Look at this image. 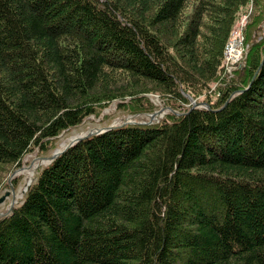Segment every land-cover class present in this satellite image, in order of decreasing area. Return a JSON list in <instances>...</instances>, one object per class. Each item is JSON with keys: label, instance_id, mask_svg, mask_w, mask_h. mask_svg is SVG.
Instances as JSON below:
<instances>
[{"label": "trees", "instance_id": "1", "mask_svg": "<svg viewBox=\"0 0 264 264\" xmlns=\"http://www.w3.org/2000/svg\"><path fill=\"white\" fill-rule=\"evenodd\" d=\"M250 4L264 16V0H0V164L113 101L180 114L41 167L0 216V264H264V36L231 72L222 58Z\"/></svg>", "mask_w": 264, "mask_h": 264}, {"label": "rangeland", "instance_id": "2", "mask_svg": "<svg viewBox=\"0 0 264 264\" xmlns=\"http://www.w3.org/2000/svg\"><path fill=\"white\" fill-rule=\"evenodd\" d=\"M192 1L195 2V0ZM250 1L251 3H253L255 0ZM261 17L263 19L262 21ZM234 26H236L235 34L233 32V30L235 29ZM202 32H204L205 34L207 33L206 30H202ZM245 34L250 37L257 36V40L261 39L264 36V16L263 14H261V12H259V10L254 9L252 4L248 5L246 12L240 14L238 18L233 22L228 40L224 45L222 58L223 64L225 66V73H228L229 69L231 68L228 62H234L233 58L235 60L237 59V61L243 60L247 55L249 43H243V36H245ZM216 89V85L213 84L211 88L206 92L210 93L209 97L211 98V100H213L217 93ZM184 96L187 98L190 107H208L206 103H203L206 100L203 95H199L195 99L190 98L186 95ZM137 101H139L140 104H150L152 113L132 111L134 110L133 108L136 105L135 103H138ZM137 101L135 102V100L131 98H126L122 102L113 101L105 106L102 110H100L97 114L86 117L79 125L62 131L51 141L52 148L48 152H40L37 149L38 147H35L33 151L27 153L22 157L18 166H12L10 164H0V216L9 212L23 199V195L28 188V186L25 187V183L29 179L28 173L34 172L33 178L30 182L31 184L33 179L35 178V175L38 173L41 167L46 166L58 154H60L63 150H65L73 143H76L88 136L102 133L109 128L127 124H144L148 122L157 123L159 120L167 118L172 113V115L174 116L180 115L179 113H177V111L171 112L170 109L164 105L161 97L155 93L142 94ZM130 104H132V106H130ZM185 107H188V105H186ZM150 116H153V118H150ZM73 136L76 137L75 139H73L74 141L72 140ZM56 150H59L57 151L56 156L53 159L49 160V158L54 155ZM20 171L22 173H19ZM20 190H24L22 196H19ZM14 195L16 198L14 197Z\"/></svg>", "mask_w": 264, "mask_h": 264}, {"label": "bare ground", "instance_id": "3", "mask_svg": "<svg viewBox=\"0 0 264 264\" xmlns=\"http://www.w3.org/2000/svg\"><path fill=\"white\" fill-rule=\"evenodd\" d=\"M222 68H223V67H222ZM209 84H210V83H209ZM204 88H205V87H204ZM202 93H203V92H202ZM229 94H230V93H229ZM209 95H210V94H209ZM209 95H208V96H209ZM189 96H190V95H189ZM202 106H203V105H202ZM221 106H222V105H221ZM151 113H152V112H151ZM75 138H76V137L73 136L72 140L75 139ZM73 141H74V140H73ZM57 151H59V150H56V152L54 153V155L57 153ZM33 165H34V164H33ZM18 171H19V170H18ZM21 171H22V170H21ZM21 171H20L19 173H22ZM25 171H26V170H25ZM33 173H34V172H32V173H28L29 179L26 181V183H25V184H26L25 187H27V186L29 187V184H30V182H31V179L33 178V175H34ZM25 176H26V175H25ZM25 189H26V188H25ZM23 193H24V190H20V191H19V196H20V195L22 196ZM14 197H15V195H14ZM15 198H16V197H15ZM16 200H17V199H16ZM14 201H15V200H14Z\"/></svg>", "mask_w": 264, "mask_h": 264}, {"label": "built area", "instance_id": "4", "mask_svg": "<svg viewBox=\"0 0 264 264\" xmlns=\"http://www.w3.org/2000/svg\"><path fill=\"white\" fill-rule=\"evenodd\" d=\"M235 27V29L233 30V32H234V34H235V32H236V26H234ZM238 35V34H237ZM233 60H234V62H228L229 63V66L231 67L230 69H229V71L228 72H230V70L232 69V68H234L235 67V65L238 63V61H237V59L235 60L234 58H233Z\"/></svg>", "mask_w": 264, "mask_h": 264}, {"label": "water", "instance_id": "5", "mask_svg": "<svg viewBox=\"0 0 264 264\" xmlns=\"http://www.w3.org/2000/svg\"><path fill=\"white\" fill-rule=\"evenodd\" d=\"M263 58H264V57H263ZM262 63H263V60H262V62L260 63V66L262 65ZM89 135H91V134H89ZM55 156H56V154L53 155L52 157H50L49 160L53 159ZM0 201H1V200H0Z\"/></svg>", "mask_w": 264, "mask_h": 264}]
</instances>
